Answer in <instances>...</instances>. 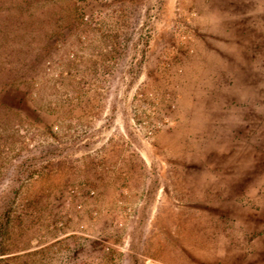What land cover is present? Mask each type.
<instances>
[{
  "label": "rangeland",
  "instance_id": "rangeland-1",
  "mask_svg": "<svg viewBox=\"0 0 264 264\" xmlns=\"http://www.w3.org/2000/svg\"><path fill=\"white\" fill-rule=\"evenodd\" d=\"M0 9V264H264V0Z\"/></svg>",
  "mask_w": 264,
  "mask_h": 264
},
{
  "label": "trees",
  "instance_id": "trees-1",
  "mask_svg": "<svg viewBox=\"0 0 264 264\" xmlns=\"http://www.w3.org/2000/svg\"><path fill=\"white\" fill-rule=\"evenodd\" d=\"M24 4L26 5L27 3ZM10 9H6V10L0 9V37L7 36L15 29L16 26L20 27L19 23L21 21L22 12L19 10L13 11ZM3 228H4V223H3V219H1L0 235L2 234Z\"/></svg>",
  "mask_w": 264,
  "mask_h": 264
}]
</instances>
